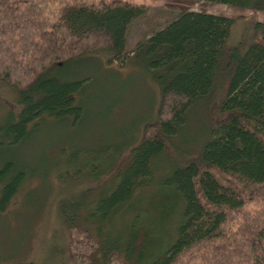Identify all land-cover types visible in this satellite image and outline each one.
<instances>
[{"label": "trees", "instance_id": "1", "mask_svg": "<svg viewBox=\"0 0 264 264\" xmlns=\"http://www.w3.org/2000/svg\"><path fill=\"white\" fill-rule=\"evenodd\" d=\"M202 1L264 11V0ZM144 11L129 0H0V78L20 105L0 121V150L41 123L84 119L91 75L72 66L132 63L156 86L136 137L48 167L77 188V201L59 204L71 264H264V21L242 51L228 43L232 17L182 9L129 48ZM199 107L197 137L181 140ZM29 171L3 163L1 211Z\"/></svg>", "mask_w": 264, "mask_h": 264}, {"label": "rangeland", "instance_id": "2", "mask_svg": "<svg viewBox=\"0 0 264 264\" xmlns=\"http://www.w3.org/2000/svg\"><path fill=\"white\" fill-rule=\"evenodd\" d=\"M129 1L145 8L131 24L129 48L165 26L182 9L204 10L232 17L234 22L228 43L238 45L242 51L246 50L252 39L255 23L264 21V11L212 1ZM1 58L5 59V55H0ZM110 67L94 60L72 66L74 76L91 75L81 96L87 102V110L79 123L44 122L18 146L1 148L0 170L6 159L12 158L18 164L32 168L29 171L31 177L22 184L8 207L0 210V258L4 264L15 261L33 264L72 263L67 245L68 230L60 214L59 204L62 200L67 203L77 201L78 197L73 195L77 188L56 177L55 173L48 171V167H53L58 161L61 163L63 154H73L81 148L88 150L89 145L95 147L103 142L123 146L133 140L140 121L151 114V98L155 97V84H151L148 76L135 65L113 64ZM18 98L15 87L0 78V121L19 111ZM204 116V111L199 107L191 127L183 130L181 140H185L189 134L194 142ZM64 148L66 153H63ZM163 174L164 171L160 173ZM92 185L89 183V186ZM157 189L158 186L154 185L150 190L155 193Z\"/></svg>", "mask_w": 264, "mask_h": 264}]
</instances>
